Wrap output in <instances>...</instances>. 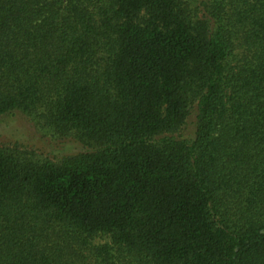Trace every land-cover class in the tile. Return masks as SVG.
<instances>
[{"label":"trees","instance_id":"obj_1","mask_svg":"<svg viewBox=\"0 0 264 264\" xmlns=\"http://www.w3.org/2000/svg\"><path fill=\"white\" fill-rule=\"evenodd\" d=\"M20 115L0 264H264V0H0Z\"/></svg>","mask_w":264,"mask_h":264},{"label":"rangeland","instance_id":"obj_2","mask_svg":"<svg viewBox=\"0 0 264 264\" xmlns=\"http://www.w3.org/2000/svg\"><path fill=\"white\" fill-rule=\"evenodd\" d=\"M15 132L22 133L24 139L33 137L38 143L42 142L43 138H40V134L29 124L24 116H18L11 119L4 120L0 123V140H8L12 136H15ZM21 137V136H19ZM69 145H65L64 150H68ZM61 151V150H59Z\"/></svg>","mask_w":264,"mask_h":264}]
</instances>
